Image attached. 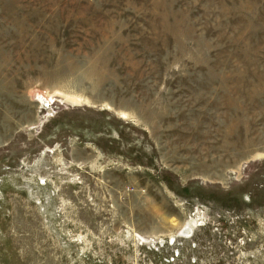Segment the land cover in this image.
Wrapping results in <instances>:
<instances>
[{
    "label": "rangeland",
    "instance_id": "rangeland-1",
    "mask_svg": "<svg viewBox=\"0 0 264 264\" xmlns=\"http://www.w3.org/2000/svg\"><path fill=\"white\" fill-rule=\"evenodd\" d=\"M0 264H264V0H0Z\"/></svg>",
    "mask_w": 264,
    "mask_h": 264
},
{
    "label": "bare ground",
    "instance_id": "bare-ground-1",
    "mask_svg": "<svg viewBox=\"0 0 264 264\" xmlns=\"http://www.w3.org/2000/svg\"><path fill=\"white\" fill-rule=\"evenodd\" d=\"M189 228V227H188ZM189 233V232H188Z\"/></svg>",
    "mask_w": 264,
    "mask_h": 264
}]
</instances>
